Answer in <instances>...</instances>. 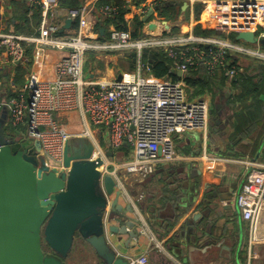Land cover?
<instances>
[{
  "label": "crops",
  "instance_id": "0c3cea01",
  "mask_svg": "<svg viewBox=\"0 0 264 264\" xmlns=\"http://www.w3.org/2000/svg\"><path fill=\"white\" fill-rule=\"evenodd\" d=\"M125 1L129 9L125 13V21L130 30L135 29L136 15L143 21L139 31L161 30L153 21L154 13L145 21V17L134 10V2ZM170 3L180 6V19L162 21L164 26L170 27L172 33L180 28L182 34H189L190 9L183 10L177 2ZM199 5L215 18L220 35H225L215 37L229 39L230 32L226 29L229 2L216 0ZM81 7L84 8L82 18L60 31L61 36L83 34L90 38L104 23L99 0H84ZM69 9V6L59 3L58 20L62 26L70 18ZM158 14L160 16V11ZM41 19L42 8L38 0H0V32L38 35ZM31 45L34 44L26 43V58L22 62L13 63L7 53L0 57V103L20 89L33 72H39L43 80L52 78L53 65L63 56V51L48 48L46 59L38 68ZM28 49L32 50L27 53ZM241 62L238 59L241 79L237 84L226 81L222 70L210 79L203 69H197L198 76L206 83L204 92L197 96L189 92L188 96L191 99L208 96L211 101L210 123L206 131H187L174 138L175 148L186 157L185 160L159 165L145 179L121 173L120 203L132 205L134 212L128 215L136 219V226L142 234L131 241L127 234L120 236L110 231H107V237L118 255L130 259L132 264H264V213L258 223L257 237L252 240L249 223L242 219L236 205L237 193L253 163L257 168L264 165L263 116L260 119L263 123L250 117V113L255 112L252 107L257 106L253 100L257 92V103L264 109V61L252 59L243 66ZM137 69L138 60L134 52L92 51L86 54L84 76L96 81H116L127 78ZM54 118L67 127L73 138L83 136L93 142L95 150L103 158L104 165L99 168L104 174L105 170L114 169V163L127 158L122 151L109 147L107 128L91 123L79 109L59 112ZM0 120L8 136L25 137L26 130L14 128L9 112L2 106ZM202 155H207L208 160H202ZM105 197L110 205L112 197ZM183 209H187L184 214ZM82 242L87 244L78 234L75 235L68 256L60 258L63 264H103L95 253L90 262L83 258L82 253L77 252L75 257L78 245L82 248L78 250H84ZM45 249L51 252L48 246ZM143 255L148 257L147 263L136 261Z\"/></svg>",
  "mask_w": 264,
  "mask_h": 264
},
{
  "label": "built area",
  "instance_id": "2783aa9c",
  "mask_svg": "<svg viewBox=\"0 0 264 264\" xmlns=\"http://www.w3.org/2000/svg\"><path fill=\"white\" fill-rule=\"evenodd\" d=\"M59 1L38 0L42 8L38 35L0 32V57L7 53L13 63L26 58L24 43L34 44V62L38 68L45 61L48 48L63 51V56L53 65L52 78L43 80L39 72H33L28 81L0 106L9 112L14 128L25 129V137L42 142V153L48 163L56 167L61 166L65 142L73 135L58 123L54 115L79 109L91 123L106 127L109 147L119 149L126 145L130 148L127 158L114 163L112 171L105 170V174L116 178L121 188V173L145 179L159 165L185 160L186 157L177 152L174 138L187 131H206L210 123L211 101L208 96L191 99L184 80L155 76L145 59L146 50H164L173 61L175 70L184 76L191 66L197 65L205 67L212 75L222 70L229 83L236 80L239 73L237 62L240 55L264 61V48L260 45L194 34L195 6L216 0H145L133 8L144 17L154 13L153 21L161 28L159 32L143 29L134 36L132 30L119 29L110 22L107 26L97 27L90 38L83 34L60 35L63 26L58 20ZM164 1L188 3L192 13L189 34H174L159 20V6ZM224 1L229 2L226 22L229 32L254 30L259 38L264 37V0L248 2L246 8L240 0ZM100 9L104 23L120 11V7L114 4L100 5ZM68 14L74 20L81 19L84 8H70ZM101 27L105 28L103 35ZM203 44L217 46L218 51L207 52L202 48ZM92 51L134 52L138 60L137 72L116 81L86 78V54ZM100 154L94 151V157ZM208 158L202 155L201 159L206 161ZM256 165L253 163L236 196V205L242 219L249 223L252 240L257 237L258 223L264 213V165L259 168ZM136 261L147 263L148 257L143 255Z\"/></svg>",
  "mask_w": 264,
  "mask_h": 264
},
{
  "label": "water",
  "instance_id": "95a60500",
  "mask_svg": "<svg viewBox=\"0 0 264 264\" xmlns=\"http://www.w3.org/2000/svg\"><path fill=\"white\" fill-rule=\"evenodd\" d=\"M239 2L246 8L255 0ZM181 6L186 10L188 3ZM74 22L67 18L60 31ZM104 32L101 27L100 33ZM235 33L237 41L264 48V37L254 30ZM94 151L90 139L71 137L65 142L61 166H51L40 140L8 136L0 120V264H63L60 258L68 256L77 234L103 264H132L118 255L107 231L127 234L130 241L142 232L128 215L134 212L132 205L120 203L122 188L113 175L99 168L104 161L94 157ZM105 195L112 197L110 205Z\"/></svg>",
  "mask_w": 264,
  "mask_h": 264
},
{
  "label": "trees",
  "instance_id": "16d2710c",
  "mask_svg": "<svg viewBox=\"0 0 264 264\" xmlns=\"http://www.w3.org/2000/svg\"><path fill=\"white\" fill-rule=\"evenodd\" d=\"M132 1L134 2V4L138 5L144 2L145 0H132ZM59 3L69 6V8H79L84 3V0H60ZM161 3L162 4L159 6V8H160V17L162 19L163 17L167 19V17L168 18L171 16L174 17V15L180 14V11H181L180 6H177L175 4H171L170 2H165V1ZM99 4L100 5L114 4L120 7V11L118 14H116L115 17H112L111 19H108L105 21V23H103L105 26L109 25L110 22H113L116 25V27L119 29H125V30L129 29L125 21V13L129 10L127 7L128 2H126L125 0H99ZM166 14L169 16H166ZM136 16L137 18L135 20V29L133 31L134 36L139 35V30L143 26V21L141 20V18L138 15ZM194 16L196 20V24L194 26L195 35L202 36V37H215V36L217 37L218 35H220V32L217 30L216 25H215L216 24L215 18L212 17L205 9H203L201 5L195 6ZM177 30L178 29L176 28L175 31ZM220 36H225V35H220ZM235 37H236L235 32H230L228 34L229 39L233 41H237ZM24 44L26 46V43ZM201 46L207 52H217L218 51V47L214 45L203 44ZM31 48H34V45H31ZM31 50L32 49H28L27 53H29ZM229 57L233 58L232 56L228 55V58ZM145 59L151 65L153 74L155 76L160 77V78H169L174 81L184 80L186 84L189 85V87L190 86L197 87V90L195 91L196 93L192 94V96H197V95L202 94L204 92L203 85H206V83L203 82L202 78L200 79V77L198 76L197 69L198 70L203 69L204 73L210 79L214 78L217 74L216 72L215 76H212V74L210 75L208 73L205 67L196 65V66H191L188 74H186L184 77H180L178 72L175 70L173 61L168 57L167 53L164 50H146ZM240 79H241V72L237 74L236 80H234L232 84H237ZM225 80L227 81L228 79L225 77ZM258 90L260 93V89ZM187 92L189 93L188 89H187ZM13 94H11L10 96H12ZM257 96H258V92L255 95V97L257 98ZM256 98H254L253 100H254V104L256 103L257 106L252 107V108H255L254 110L255 112L250 113L251 120H253V118L254 120H258L259 119L257 117L258 114L262 116L264 115L263 106L258 105ZM118 150L122 151L126 155H128L130 152V148L126 145H123Z\"/></svg>",
  "mask_w": 264,
  "mask_h": 264
},
{
  "label": "rangeland",
  "instance_id": "374dc122",
  "mask_svg": "<svg viewBox=\"0 0 264 264\" xmlns=\"http://www.w3.org/2000/svg\"><path fill=\"white\" fill-rule=\"evenodd\" d=\"M166 16H169V15H167L166 14ZM175 19V20H174ZM180 19V15L179 14H177V15H174V17L173 16H171V17H167V19L166 18H164L163 17V19L159 16V20H162V21H168V20H174V21H178ZM165 25V24H164ZM175 32H178V33H175ZM174 33L175 34H182L181 33V31H180V28L177 30V31H175ZM245 54H243V55H240L239 57H238V59L239 60H241L242 62V64H241V66H243L244 64H246V63H248L249 64V62L252 60V59H255V58H251V57H248V56H244ZM186 92H187V89H188V91L189 92H191L192 94H195L196 92V90H197V87H188L187 88V84H186ZM188 93V92H187ZM188 95H189V93H188ZM55 116V115H54ZM257 117L260 119V118H262V115H260V114H258L257 115ZM253 120H254V118H253ZM263 121H264V115H263ZM260 122H262V120L260 121ZM263 123V122H262ZM20 137H22V136H19L18 138H20ZM79 238H80V236H79ZM80 241V239L78 240V242ZM80 243V242H79ZM82 243H83V245H82ZM81 243V245H82V247H83V251H80V250H78V248L79 249H82L81 248V246L80 245H78L77 246V250H75V252H74V255H75V257H76V253L77 252H79V253H82L83 254V258H87L88 260H89V262H90V260H92V258H94L95 257V255H94V252H93V250L90 248V247H88V245L87 244H85L84 242H82ZM73 258L74 260L76 259V258Z\"/></svg>",
  "mask_w": 264,
  "mask_h": 264
}]
</instances>
